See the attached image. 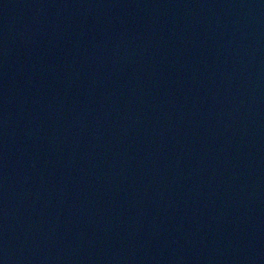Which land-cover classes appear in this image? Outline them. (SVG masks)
<instances>
[{
	"label": "water",
	"instance_id": "95a60500",
	"mask_svg": "<svg viewBox=\"0 0 264 264\" xmlns=\"http://www.w3.org/2000/svg\"><path fill=\"white\" fill-rule=\"evenodd\" d=\"M0 264H264V0H45Z\"/></svg>",
	"mask_w": 264,
	"mask_h": 264
}]
</instances>
